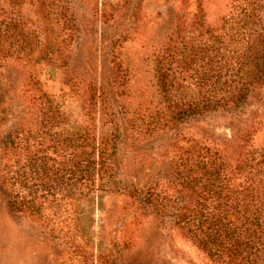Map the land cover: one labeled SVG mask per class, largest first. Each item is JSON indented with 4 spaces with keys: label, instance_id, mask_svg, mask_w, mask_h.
Here are the masks:
<instances>
[{
    "label": "rangeland",
    "instance_id": "rangeland-1",
    "mask_svg": "<svg viewBox=\"0 0 264 264\" xmlns=\"http://www.w3.org/2000/svg\"><path fill=\"white\" fill-rule=\"evenodd\" d=\"M195 1L0 0V177L4 138L21 123H39L42 106L63 112L50 124L53 138L85 128L101 134L117 122L120 128L114 147L119 175L76 212L65 211L59 198L43 217L15 212L0 185V264H223L174 225L169 212L141 208L122 191L136 175L170 193L172 150L196 139L230 161L264 153V83L238 108L166 131L132 127L135 106L159 100L153 52L170 38L181 41L175 31L191 17ZM201 2L205 25L218 28L230 0ZM175 45L184 55L192 44Z\"/></svg>",
    "mask_w": 264,
    "mask_h": 264
},
{
    "label": "trees",
    "instance_id": "trees-1",
    "mask_svg": "<svg viewBox=\"0 0 264 264\" xmlns=\"http://www.w3.org/2000/svg\"><path fill=\"white\" fill-rule=\"evenodd\" d=\"M230 2L214 29L205 25L202 2L196 0L191 17L175 31L181 41L170 38L154 50L159 100L135 106L134 131H166L190 118L238 108L264 83V0ZM186 40L192 44L186 47L190 53L181 55L175 44ZM62 114L52 104L42 106L39 123H21L4 138L0 185L11 210L43 217L45 208L65 199L64 210L76 212L119 175L114 148L118 122L101 134L85 128L53 138L50 124ZM174 148L170 193L158 183L138 182L134 175L124 194L141 208L169 212L171 222L212 260L264 264V153L230 161L202 139Z\"/></svg>",
    "mask_w": 264,
    "mask_h": 264
}]
</instances>
